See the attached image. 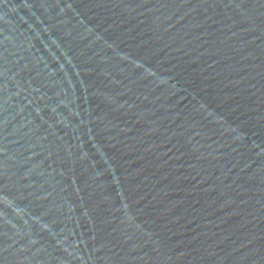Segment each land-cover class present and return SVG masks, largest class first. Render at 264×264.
I'll use <instances>...</instances> for the list:
<instances>
[{
	"label": "water",
	"instance_id": "obj_1",
	"mask_svg": "<svg viewBox=\"0 0 264 264\" xmlns=\"http://www.w3.org/2000/svg\"><path fill=\"white\" fill-rule=\"evenodd\" d=\"M0 264H264V0H0Z\"/></svg>",
	"mask_w": 264,
	"mask_h": 264
}]
</instances>
